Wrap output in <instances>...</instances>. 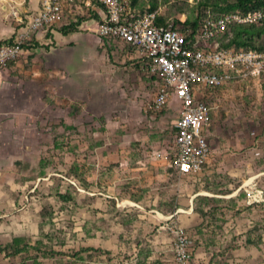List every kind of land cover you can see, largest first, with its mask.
Listing matches in <instances>:
<instances>
[{"label":"rangeland","instance_id":"1","mask_svg":"<svg viewBox=\"0 0 264 264\" xmlns=\"http://www.w3.org/2000/svg\"><path fill=\"white\" fill-rule=\"evenodd\" d=\"M28 1L0 0V45L11 39L8 24L17 33L26 23L24 16L29 13L23 9ZM235 3L129 0L137 13L154 11L160 22L173 26L199 19L205 11L223 12ZM256 3L264 10V0ZM100 17L82 2L66 4L61 21L45 29L48 35L59 28L78 32L77 27L87 23L95 39ZM246 30L258 33L254 45L264 46V23ZM233 37L229 32L215 43ZM100 43L117 71L105 73L107 81L120 83L124 92L118 102L107 98L100 107L90 93L97 78L90 68L74 70L77 86L88 90V100L84 94L77 93L71 101L54 94L53 75L57 74L50 73L55 68L46 56L49 46L23 41L17 62L0 67L8 75L32 82L23 89L12 83L11 99L0 95V264H71L101 255L108 264H156L153 228L143 236V225L135 233L131 225L156 211L173 213L179 203L188 206L186 200H178L179 186L188 198L195 192L207 194L193 203L202 221L187 232L158 214L161 222L156 226L169 234L163 246L173 248L167 225H177L184 229L198 264H264V174L252 179L264 173V77L230 82L206 94L210 153L201 172L182 176L173 165L174 124L179 116L175 97L160 111L148 109L161 87L160 77L124 59L122 54H131L130 48H119L111 39ZM22 72L39 76L19 77ZM174 184L179 186L173 189ZM117 227L125 229L120 247L129 252L94 248L102 228L113 242ZM164 260L172 263L171 251Z\"/></svg>","mask_w":264,"mask_h":264},{"label":"built area","instance_id":"2","mask_svg":"<svg viewBox=\"0 0 264 264\" xmlns=\"http://www.w3.org/2000/svg\"><path fill=\"white\" fill-rule=\"evenodd\" d=\"M82 2L88 9H100L102 15L96 35L130 47L151 75L162 80L148 109L160 111L171 97L179 105L174 124L173 165L181 175L202 171L210 149L205 129L210 123L207 92L230 82L259 81L264 77V52L219 48L213 40L231 25L259 24L264 12L210 15L194 33L182 27L157 26L156 12L137 13L129 0H41L39 10L20 27L12 42L0 45V67L16 63L23 41L31 33L61 21L65 5ZM23 23L21 18H18ZM173 236L171 264H198L193 260L190 241L181 226L167 225ZM118 264H128L120 261Z\"/></svg>","mask_w":264,"mask_h":264},{"label":"crops","instance_id":"3","mask_svg":"<svg viewBox=\"0 0 264 264\" xmlns=\"http://www.w3.org/2000/svg\"><path fill=\"white\" fill-rule=\"evenodd\" d=\"M41 0H29L27 3L28 8L23 9L25 12H28L29 15H25L24 17L28 21L30 16L35 14L39 8H40ZM96 12L99 14V16L102 15L100 9H97ZM26 21V22H27ZM63 26H67L68 24L66 22L62 23ZM14 25L8 24L6 26L7 30V36H10L9 38L15 37L16 33L14 32ZM78 32H71L66 31L65 29H57V30H50L49 35L47 33V30H41L31 33V38L34 43L41 44L44 46H49V51L47 52V55L49 57V65L53 69V71H50V73L57 74L56 76L53 75V82L54 84V94H56L57 97L63 98L65 101H71L76 98V95H82L86 97L88 100L87 89H84L82 91L81 86H77L78 83V77L75 74L74 70L79 68H90L93 73H95V81L93 82V85L95 89L93 91L91 90L90 93L92 95V99H95V102L99 104L103 100H107V98L115 100L116 102L118 96L124 95L123 90L121 89L120 83H109L107 81V75L105 73L111 74L114 72H117L114 70V67L109 64V56L106 54V50L101 48L102 43H100L102 40H100L97 35L94 39L93 34L89 33L86 28H88L87 23H82L78 27ZM20 27L17 29L19 31ZM96 30V29H95ZM49 36V37H48ZM14 39V38H13ZM99 45V48L95 47L96 44L95 41ZM7 40V42H9ZM99 42V43H98ZM118 44V43H117ZM91 45H95L93 48ZM119 48L122 47V45L118 44ZM77 51V52H76ZM121 52V51H120ZM77 53V54H76ZM113 54V51H112ZM123 58H127L132 63H138L140 66V69H145L143 67V62L140 60L135 53L132 50V53H125L122 54ZM22 76L19 77H26V78H33L38 77L39 73L35 72L32 73V75L28 76L25 75V73H21ZM24 74V75H23ZM31 74V73H27ZM35 74V75H34ZM4 78L7 79H14L5 81ZM14 83V85H19L21 89L23 87H27L32 84L31 81H24L19 80L18 76L16 75H8L4 71H0V95H8V97L11 99V90H9L10 85ZM115 86V87H113ZM80 88V89H77ZM26 94V92H25ZM132 94V93H131ZM155 96V95H154ZM27 97V96H26ZM91 99V98H90ZM118 102V101H117ZM2 125L0 124V136L2 135ZM176 172L178 173L177 169L175 168ZM179 174V173H178ZM197 174V173H196ZM264 173H259L252 177L253 181L260 176H262ZM181 175V174H180ZM185 176V175H182ZM177 186L174 184L172 188H177ZM179 189V202L182 200H186L188 203V206L184 207L180 203L179 205H176V210L171 213H160L158 211L155 212V214H150L148 217L142 216L141 219L143 221L141 222H134L131 225V230L133 233L136 232V227L143 225L144 228V234L145 236L151 228H153L154 231V240L152 241V244H155V253L152 254L153 257L159 261L156 262V264H171L170 262L167 263L164 260V257L167 255L168 251L172 252L173 255V248L168 249V246H163L164 243L168 240L167 237H169L168 232L165 229H161L158 222H161L158 218V214L164 216L165 218H170L173 221L178 222L180 225H182L187 232H193L195 228L201 223V219L199 218V215L194 213L193 211V203L194 200L200 197L207 196L206 193L200 191L191 193L188 198V193L182 192L181 187H178ZM157 195H159L160 192H158V188L155 189ZM237 194V191L232 194L231 198H234ZM104 210V209H103ZM132 211L131 209H127L126 212ZM101 216H103L101 214ZM163 217V218H164ZM145 220V222H144ZM236 220V219H235ZM239 220V219H237ZM247 219H245L246 221ZM146 224V225H145ZM152 225V227H150ZM159 227V228H158ZM117 234L113 235L111 237L115 238L113 242H110L109 236L107 234V231L105 228H102L100 230V234L98 235V242L97 240H94L95 243L94 248H100L106 251H111L115 254H121L125 252H129L130 249H124V246L120 247V238L124 237V227H117ZM92 241V240H91ZM115 244V245H114ZM114 245V246H113ZM133 247V245H132ZM134 249V248H133ZM91 253V252H89ZM104 256H100L98 259L94 256L92 258H85L82 263H71V264H108L107 260L102 259ZM49 264H55V263H49Z\"/></svg>","mask_w":264,"mask_h":264},{"label":"trees","instance_id":"4","mask_svg":"<svg viewBox=\"0 0 264 264\" xmlns=\"http://www.w3.org/2000/svg\"><path fill=\"white\" fill-rule=\"evenodd\" d=\"M263 11L264 10L257 5L256 0H236V3L234 6H231L230 9H227L223 12H219L216 14L211 13L210 11L202 12L204 14L201 15L199 19H195L192 22L182 23L181 25L173 26V25H167L166 23H162L158 20V17H156L155 24L157 26H163L166 28H176V27H182V29L189 30L191 33H194L196 29H198L203 21L207 18L208 15L212 17H218L220 15L226 14V13H248L252 11ZM261 23H264L262 21ZM260 24V23H259ZM255 24H249V25H231L228 27V29L218 35L213 42L218 41L220 38H223L227 33L233 32L234 37L229 40L226 43H220L218 44L219 48H233L235 50L243 49V50H253L257 52H264V46H256L253 44V37L258 36V33L248 32L246 29H249L250 27L254 26ZM12 37L10 39V42L13 41ZM130 48V47H128ZM131 49V48H130ZM132 50V49H131ZM219 89L215 88L214 90ZM207 93H210V90H206ZM207 104V102H206ZM209 115L211 120V114H210V108H209Z\"/></svg>","mask_w":264,"mask_h":264}]
</instances>
